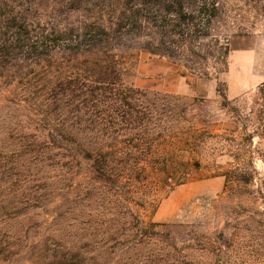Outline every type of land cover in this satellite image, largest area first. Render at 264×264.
<instances>
[{"label": "rangeland", "instance_id": "1", "mask_svg": "<svg viewBox=\"0 0 264 264\" xmlns=\"http://www.w3.org/2000/svg\"><path fill=\"white\" fill-rule=\"evenodd\" d=\"M216 1V14L195 10L197 30L169 43L173 57L139 41L118 50L129 61L126 85L177 96L207 133L196 154L203 178L166 192L147 220L171 229L191 264H264V0ZM77 5L0 0V264H57L53 255L67 252L79 253L76 261L96 257L91 264H140L146 253L103 248L110 224L84 222L88 213L109 222L119 209L94 199L88 208L84 170L52 145L58 122L40 90L48 92L54 70L33 53L32 25L75 20ZM221 231L220 258L200 244Z\"/></svg>", "mask_w": 264, "mask_h": 264}, {"label": "trees", "instance_id": "2", "mask_svg": "<svg viewBox=\"0 0 264 264\" xmlns=\"http://www.w3.org/2000/svg\"><path fill=\"white\" fill-rule=\"evenodd\" d=\"M76 2L79 5L74 9L75 20L52 25L42 23L40 17L35 20L32 49L39 61L48 62L54 70V81H47L48 92L40 90L47 93L46 99L52 103L49 112L58 122L53 125V147L64 151L63 157L69 159L67 165L75 164L80 171L84 170L82 179L89 187L83 195L88 208L94 199L103 208L109 201L119 209L116 216L109 212V222L88 213L84 224L109 223L102 232L101 242L107 238L103 248L111 253L128 247L145 249L140 264H191L184 260L185 248L171 229L147 219L155 214L166 192L203 178L204 167L196 154L207 133L196 129L190 109L177 96L126 85L123 78L129 61L118 50L126 40L139 41L141 48L151 54L173 57L177 49L169 43L197 30V21L202 17L195 10L206 16L211 8L216 14L218 3ZM71 129L78 130L83 137H75ZM226 180L230 187L227 174ZM215 236L201 243V249L221 258L226 247L222 243L224 233ZM80 256L67 252L55 253L53 258L57 264H91L96 260L83 256L76 261Z\"/></svg>", "mask_w": 264, "mask_h": 264}]
</instances>
